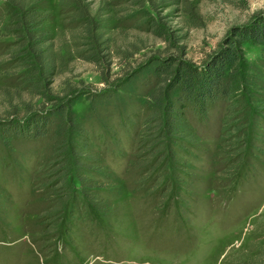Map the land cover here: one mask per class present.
Instances as JSON below:
<instances>
[{
  "label": "rangeland",
  "instance_id": "374dc122",
  "mask_svg": "<svg viewBox=\"0 0 264 264\" xmlns=\"http://www.w3.org/2000/svg\"><path fill=\"white\" fill-rule=\"evenodd\" d=\"M85 1L105 49L72 57L45 96L28 93L0 36V264H264V40L239 41L264 0ZM41 8L67 44L58 0ZM232 49L228 95L204 112L178 101L176 68ZM155 90H169L184 135L152 118ZM35 114L47 132L24 137Z\"/></svg>",
  "mask_w": 264,
  "mask_h": 264
},
{
  "label": "trees",
  "instance_id": "16d2710c",
  "mask_svg": "<svg viewBox=\"0 0 264 264\" xmlns=\"http://www.w3.org/2000/svg\"><path fill=\"white\" fill-rule=\"evenodd\" d=\"M43 2L44 0H5L9 18L7 20L0 18V36L14 38L11 49L8 50V57L17 70L23 71L19 76L28 83L26 87L28 93L34 96H45V89L48 88L47 85L53 76L65 70L72 57L77 56L92 63L98 62L102 49H105L102 47L107 43L101 31V23L96 15L91 13L89 4L85 0H58L63 25L59 36L67 34V44L56 45L49 32L44 29L49 13L42 10ZM246 33L239 35L240 42L263 41L264 21ZM235 60L236 49H232L206 69L199 70L188 64H182L176 68L174 85L178 84L181 87L178 101L181 103L187 101L203 107L200 112H204L206 102H213L228 95L229 82L224 81L223 70L226 63L232 65ZM164 68L166 69L167 66ZM168 92L169 90L152 91L148 106L154 112L155 118H152L155 119L159 128H164L170 137H177L184 135L186 129L180 110L175 106ZM48 122L47 118L35 114L29 117L27 126L21 130L20 134L24 137L44 135L47 132ZM68 125L71 130L69 133H75L74 138L79 134L87 140V136L76 131L72 117H69ZM65 129L63 127V131ZM74 144H78L77 141ZM86 147V144H83L82 149L85 150ZM72 148L76 147L72 145ZM78 151L82 153V150ZM75 156L81 157L79 152ZM78 175L80 176L79 173ZM85 180L80 181V184L85 185L84 183L87 182Z\"/></svg>",
  "mask_w": 264,
  "mask_h": 264
}]
</instances>
